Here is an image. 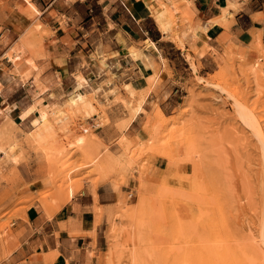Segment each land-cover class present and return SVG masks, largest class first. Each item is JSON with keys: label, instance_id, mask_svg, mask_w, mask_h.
Segmentation results:
<instances>
[{"label": "rangeland", "instance_id": "rangeland-1", "mask_svg": "<svg viewBox=\"0 0 264 264\" xmlns=\"http://www.w3.org/2000/svg\"><path fill=\"white\" fill-rule=\"evenodd\" d=\"M156 2L155 19V12H167L170 32L162 33L158 48L164 59L146 92L123 86L128 96L110 105L85 96L50 117L47 126L62 143H68L66 136L90 135L92 157L73 149L51 167L35 160L37 149L19 139L22 145L7 156L17 163L23 148L26 181L5 155L0 158L1 241L10 244L13 222L31 206L53 215L69 203V189L77 194L87 184L104 185L114 205L103 214L100 264H249L236 252V242L253 244L259 254L254 261L264 264L262 36L255 34L242 49L225 45L207 73L200 61L204 51L191 41L190 1ZM13 5L32 19L39 14L32 0ZM223 14L225 20L228 10ZM26 34L27 48L39 55L41 23ZM156 84H163L162 95L150 99L128 132V122ZM117 102L121 108L112 111Z\"/></svg>", "mask_w": 264, "mask_h": 264}, {"label": "crops", "instance_id": "crops-1", "mask_svg": "<svg viewBox=\"0 0 264 264\" xmlns=\"http://www.w3.org/2000/svg\"><path fill=\"white\" fill-rule=\"evenodd\" d=\"M5 1L0 5V158L5 155L26 181V153L22 148L19 161L13 162L7 156L9 144L22 145L25 139L37 149L34 159L48 165L35 140L49 127L42 124V115L48 124L51 115L85 96L110 105L115 97L128 96L123 86L145 93L164 59L158 48L163 34L153 13L156 0H32L39 10L36 19L16 11L13 0ZM189 1L195 15L191 41L204 51L200 61L207 73L216 65L215 52L227 44L247 47L256 28L264 42V0ZM225 9L229 14L223 20ZM34 22L41 23L39 55L27 48L26 32ZM148 41L154 46L146 48ZM162 85L148 93L144 110L150 99L162 95ZM113 105L112 111L121 108L119 102ZM110 193L104 185L87 184L53 215L31 206L13 222L10 244L0 240V264H100L107 223L103 214L114 205Z\"/></svg>", "mask_w": 264, "mask_h": 264}, {"label": "bare ground", "instance_id": "bare-ground-1", "mask_svg": "<svg viewBox=\"0 0 264 264\" xmlns=\"http://www.w3.org/2000/svg\"><path fill=\"white\" fill-rule=\"evenodd\" d=\"M230 7H233V5H230ZM238 8H239V6H238ZM155 15H156V22L158 24V27H159L160 31L165 36H167L168 33L170 32V29H169V26H168V21H167V12L162 11V12H158V14H156V12H155ZM255 19H256V21L260 22V16H256ZM260 31L261 30L259 28H256L254 30V32L252 31L253 32L252 35L254 36L255 34L259 33ZM132 54H133L134 57H137V54L135 52H133ZM84 99H85V97H81L79 100H84ZM142 110H143V106L140 105L138 107V109H137V112L132 116L131 120L128 122L129 123L128 125H130L132 123V121L142 112ZM58 112H56V113H58ZM41 120H42V124L44 123V125H46V126L48 125L47 124L48 120H47L46 114L42 115ZM36 135H37V137H36L35 140H36V143H37V148H38V150L41 151V153L44 154L46 160L51 165V167H52V165H53V167L55 165L56 166L60 165L62 163L64 154H66L68 151L73 150V149H77L80 152L86 153V156L89 157V158L92 157L91 154L88 152V147L90 145V142L92 141V138H91L90 135H81V136H78V137L75 136V135L66 136V140H68V143L67 142L66 143H62V141H56V137H55L54 133L52 132L51 128H49V127L45 128L44 130H40L39 133L36 134ZM48 141H52V142L57 143V146H53V147L52 146H50V147L47 146L45 148L44 145ZM18 147H19L18 144H16L15 142L11 143V144H9V151L14 150L15 148H18ZM1 149L2 148H0V150ZM67 192H68V195H67L66 202L70 201L72 199V197L75 195L73 188L69 189V191H67ZM237 243L238 242H236V245H237L236 246V252H240V253L243 254L244 257L248 258L249 264H256L254 259H255V256L259 257V254H258V251L256 250V248L254 246H252L253 244L248 247V246H245L244 244L243 245H238ZM250 244H251V242H250ZM262 254H263V252H262ZM236 258H238V257H236ZM241 258H242V256H241ZM261 258L263 259V256ZM238 259H240V257Z\"/></svg>", "mask_w": 264, "mask_h": 264}]
</instances>
